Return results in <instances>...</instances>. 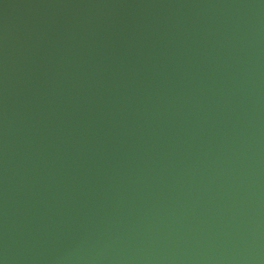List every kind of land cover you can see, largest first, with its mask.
<instances>
[{"label": "water", "instance_id": "water-1", "mask_svg": "<svg viewBox=\"0 0 264 264\" xmlns=\"http://www.w3.org/2000/svg\"><path fill=\"white\" fill-rule=\"evenodd\" d=\"M3 264H264V0H0Z\"/></svg>", "mask_w": 264, "mask_h": 264}, {"label": "clouds", "instance_id": "clouds-1", "mask_svg": "<svg viewBox=\"0 0 264 264\" xmlns=\"http://www.w3.org/2000/svg\"><path fill=\"white\" fill-rule=\"evenodd\" d=\"M0 264H3V262H2V261H0Z\"/></svg>", "mask_w": 264, "mask_h": 264}]
</instances>
